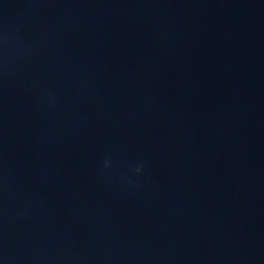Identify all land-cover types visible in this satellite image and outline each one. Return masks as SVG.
Masks as SVG:
<instances>
[{
	"label": "water",
	"instance_id": "95a60500",
	"mask_svg": "<svg viewBox=\"0 0 264 264\" xmlns=\"http://www.w3.org/2000/svg\"><path fill=\"white\" fill-rule=\"evenodd\" d=\"M6 264H264V0H93Z\"/></svg>",
	"mask_w": 264,
	"mask_h": 264
}]
</instances>
